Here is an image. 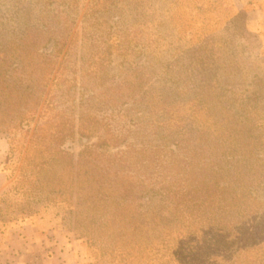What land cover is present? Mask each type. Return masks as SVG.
Masks as SVG:
<instances>
[{"label":"rangeland","instance_id":"374dc122","mask_svg":"<svg viewBox=\"0 0 264 264\" xmlns=\"http://www.w3.org/2000/svg\"><path fill=\"white\" fill-rule=\"evenodd\" d=\"M245 22L233 0H0V264H264Z\"/></svg>","mask_w":264,"mask_h":264},{"label":"crops","instance_id":"0c3cea01","mask_svg":"<svg viewBox=\"0 0 264 264\" xmlns=\"http://www.w3.org/2000/svg\"><path fill=\"white\" fill-rule=\"evenodd\" d=\"M236 10L246 15V31L259 43V52L264 56V0H233ZM8 153L7 141L0 136V163Z\"/></svg>","mask_w":264,"mask_h":264},{"label":"trees","instance_id":"16d2710c","mask_svg":"<svg viewBox=\"0 0 264 264\" xmlns=\"http://www.w3.org/2000/svg\"><path fill=\"white\" fill-rule=\"evenodd\" d=\"M221 235H224V233H222ZM179 243L181 244L180 240ZM203 247H194L193 245H188L187 247H183L180 249H175V250H170L167 249L166 251V256L170 255L172 256L169 260V263H171L172 259H174L175 257L177 258V260H180V263L183 264V262H191L193 259L195 258H201L203 257L204 259H210L209 254L206 252L203 254L202 252ZM231 259V258H230Z\"/></svg>","mask_w":264,"mask_h":264}]
</instances>
